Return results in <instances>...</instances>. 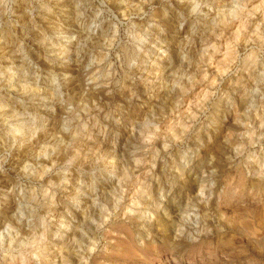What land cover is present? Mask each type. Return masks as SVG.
<instances>
[{
    "label": "clouds",
    "instance_id": "obj_1",
    "mask_svg": "<svg viewBox=\"0 0 264 264\" xmlns=\"http://www.w3.org/2000/svg\"><path fill=\"white\" fill-rule=\"evenodd\" d=\"M0 264H264V0H0Z\"/></svg>",
    "mask_w": 264,
    "mask_h": 264
}]
</instances>
